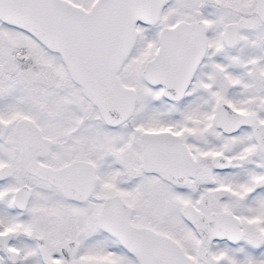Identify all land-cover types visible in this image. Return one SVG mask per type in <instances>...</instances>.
<instances>
[{
  "label": "snow or ice",
  "instance_id": "obj_1",
  "mask_svg": "<svg viewBox=\"0 0 264 264\" xmlns=\"http://www.w3.org/2000/svg\"><path fill=\"white\" fill-rule=\"evenodd\" d=\"M0 264H264V0H0Z\"/></svg>",
  "mask_w": 264,
  "mask_h": 264
}]
</instances>
